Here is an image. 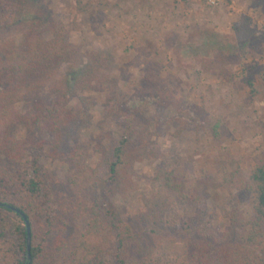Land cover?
I'll return each mask as SVG.
<instances>
[{
	"label": "trees",
	"instance_id": "16d2710c",
	"mask_svg": "<svg viewBox=\"0 0 264 264\" xmlns=\"http://www.w3.org/2000/svg\"><path fill=\"white\" fill-rule=\"evenodd\" d=\"M76 5L79 13L88 12L82 0ZM71 38L70 30L34 0H0V264H109L107 254L115 264H264V163L244 184L255 197L254 214L244 217L235 208L224 232L207 221L199 191L186 193L170 163L156 172L154 191L142 197L135 223L120 220L114 199L121 194L130 200L138 189L128 177L134 163L160 158L151 138L164 125L161 111L182 107L172 89L156 88L152 67L146 70L147 86L137 94L139 104L119 101L120 138L107 132L110 147L98 144L97 165H90V154L80 146L68 155L76 173L64 191L55 190L40 158L26 159L31 150H46L39 136L51 137L57 150L65 133L92 123L95 102L80 94L112 88L108 60L92 53L84 65ZM226 55L220 47L208 53L220 62ZM150 107L159 112L152 120L145 114ZM184 110L199 116L206 111ZM18 130L27 137L19 139ZM105 176L109 187L101 196L97 182ZM15 210L31 226V259L26 221ZM186 210H194L195 217L170 225L173 213ZM166 242L182 245L183 254L164 255Z\"/></svg>",
	"mask_w": 264,
	"mask_h": 264
},
{
	"label": "rangeland",
	"instance_id": "374dc122",
	"mask_svg": "<svg viewBox=\"0 0 264 264\" xmlns=\"http://www.w3.org/2000/svg\"><path fill=\"white\" fill-rule=\"evenodd\" d=\"M82 1L89 6L84 14L77 10V0H34L70 30L84 65L92 53L108 60L106 75L112 88L80 94L95 102L92 123L65 133L57 150L51 137L39 136L37 140L47 142L46 150H31L26 159L40 158L55 190L64 191V183L76 173L68 155L80 146L90 154V165H97L98 144L110 147L107 132L113 140L120 138L119 101L139 104L137 94L147 86L146 70L152 67L156 88L172 89L182 107L171 105L161 111L164 125L153 130L151 138L160 158L134 163L128 177L138 189L130 200L121 194L114 199L120 220L135 223L142 197L154 191L156 172L169 163L186 193L199 191L206 219L219 231L229 227L235 208L244 217L252 216L255 197L244 184L264 163V0H214L215 5L211 0ZM16 39L21 45L22 37ZM219 47L228 54L226 62L208 56ZM196 106L206 109L204 115L184 110ZM145 114L152 120L159 112L150 107ZM17 137L25 139L27 134L18 130ZM97 183L104 196L108 177ZM195 214L173 213L169 223L176 228ZM162 251L177 257L183 247L166 242ZM106 258L115 264L112 254Z\"/></svg>",
	"mask_w": 264,
	"mask_h": 264
},
{
	"label": "water",
	"instance_id": "95a60500",
	"mask_svg": "<svg viewBox=\"0 0 264 264\" xmlns=\"http://www.w3.org/2000/svg\"><path fill=\"white\" fill-rule=\"evenodd\" d=\"M16 211V210H15ZM18 214H20L24 220L26 221V227H27V233H28V240H27V244H28V257L29 259H31V240H32V235H31V226L29 224V222L27 221V218L24 214H22L20 211H16Z\"/></svg>",
	"mask_w": 264,
	"mask_h": 264
},
{
	"label": "built area",
	"instance_id": "2783aa9c",
	"mask_svg": "<svg viewBox=\"0 0 264 264\" xmlns=\"http://www.w3.org/2000/svg\"><path fill=\"white\" fill-rule=\"evenodd\" d=\"M211 3H212L213 5H215V1H214V0H211Z\"/></svg>",
	"mask_w": 264,
	"mask_h": 264
}]
</instances>
